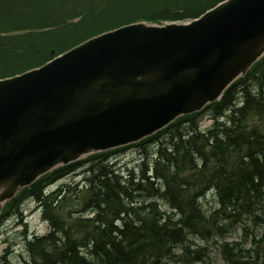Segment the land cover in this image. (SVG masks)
Here are the masks:
<instances>
[{
    "label": "trees",
    "instance_id": "obj_1",
    "mask_svg": "<svg viewBox=\"0 0 264 264\" xmlns=\"http://www.w3.org/2000/svg\"><path fill=\"white\" fill-rule=\"evenodd\" d=\"M40 1L0 0V79L41 66L77 43L119 26L196 18L219 0H206L202 12L201 5L190 15H184L188 9L182 8L162 20L154 17L158 12L140 18L141 6L114 25L103 17L114 19L122 9L113 14L103 0H90L82 7L74 5L68 15L69 20L85 17L91 26H101L90 34L84 29L83 38L70 26L65 25L67 32L54 29L62 13L54 17V12L43 9L31 11ZM136 4L138 0L132 5ZM206 115L214 122L205 131L201 125ZM263 139L264 59L220 102L135 145L148 147L138 167L122 169L112 159L120 149L57 169L23 191L10 204V211L32 197L42 205L43 218L51 228L43 236L27 239V258L20 264H216L209 258L207 244L215 238L225 240L235 230H241L245 239L223 242V256L231 264H259V260L264 264V236L256 241L252 230L253 225L262 226L264 235V159L258 158L264 153ZM151 153L157 159L149 163L144 158ZM89 166L96 174L88 172ZM80 168L81 183L72 180L50 194L45 191L47 185ZM60 193L64 198L59 203ZM105 227L123 236L118 252L102 236ZM126 238L137 241L136 250ZM241 244H250L251 249L238 248Z\"/></svg>",
    "mask_w": 264,
    "mask_h": 264
},
{
    "label": "water",
    "instance_id": "obj_2",
    "mask_svg": "<svg viewBox=\"0 0 264 264\" xmlns=\"http://www.w3.org/2000/svg\"><path fill=\"white\" fill-rule=\"evenodd\" d=\"M264 56V0L120 27L0 80V213L40 177L218 101Z\"/></svg>",
    "mask_w": 264,
    "mask_h": 264
},
{
    "label": "rangeland",
    "instance_id": "obj_3",
    "mask_svg": "<svg viewBox=\"0 0 264 264\" xmlns=\"http://www.w3.org/2000/svg\"><path fill=\"white\" fill-rule=\"evenodd\" d=\"M89 1L90 0H70L66 2L65 0H54L53 2H49L46 0H42L36 5L33 4L30 7V10L37 11L43 9L46 12H54V17L58 16L59 13H62L63 17L61 18V20L59 19L60 23L57 22L58 20L55 21L57 22V26H55L54 29L60 27L57 30L58 32L63 28V32H67L68 29L65 28V25L70 26L76 31V33L79 34V37L83 38L84 36H86L84 29L90 30V34L95 31L97 32L101 28V26H91V22L85 17H83L82 19L75 17L69 20L68 15L70 14L69 11L73 10L72 8L74 7V5H76L77 7H82L83 5H86V3L88 5ZM136 1L137 0H103V3L107 7L111 8L113 14H115L117 10L122 9V12L120 14H116L114 19L109 15V17L107 18L103 17V21H112L108 25L122 23L125 21L124 19H121L122 16H126L125 14L129 12H136V9L141 6H143V11L139 15L140 18L148 13L158 12L154 17L156 19L162 20L165 19V15H168V17H172L174 14H178V10L182 8L188 9L184 10V15H190L195 10H197L200 5V12L204 11L206 0H138V4L132 5ZM47 30L50 29L46 28V31ZM206 120V124L208 125L209 116L206 117ZM154 144L155 143H151L150 145L153 146ZM147 149L148 147L142 149H140L139 147H131L118 153H114L112 159L115 161L117 160L122 169H133L138 167L140 163L139 158L142 153L147 152ZM82 179L83 177L80 171H77L73 175L64 179L62 182L48 186V189L49 191H54L58 187H61L63 184L72 182V180H77V182H79ZM20 209V211L13 212L11 216H9L6 220H2L3 224L0 226V264H4L3 260L9 261L13 264L22 263L23 260L27 258L26 238H31L33 236H43L50 231L51 227L48 222L44 220L41 207L36 203L35 200H33L32 198H28L26 201H24L22 208ZM252 230L254 234H256V241L260 240L264 236L262 234V226L253 225ZM244 239L245 237L243 236L241 230H235L229 236H227L225 240L229 242L241 243L244 241ZM199 242L202 245H206L204 241ZM222 242H224V240H220L219 238L211 240L206 247L207 253L209 255V258L211 257L216 264H230L222 255V251L220 250L221 245L223 244ZM237 247L244 248L245 250L251 249L250 244H241ZM258 262L259 264H262V260H259ZM194 264L199 263L195 262Z\"/></svg>",
    "mask_w": 264,
    "mask_h": 264
},
{
    "label": "bare ground",
    "instance_id": "obj_4",
    "mask_svg": "<svg viewBox=\"0 0 264 264\" xmlns=\"http://www.w3.org/2000/svg\"><path fill=\"white\" fill-rule=\"evenodd\" d=\"M87 41V40H86ZM86 41H81V42H79V43H77L76 44V46H78V45H80V44H83V43H85ZM228 91V89L223 93V95H225L226 94V92ZM203 110V109H202ZM264 140V139H263ZM262 143H264V142H262ZM260 157H262L261 159H264V153H260V154H258V158H260ZM87 159V158H86ZM145 160H149V163H152L154 160H156L157 159V156H156V153H151L150 155H146V157L144 158ZM141 161V160H140ZM74 163H70V164H68V165H61V166H58V170H61V169H63V168H66V167H68V166H71V165H73ZM56 169V170H57ZM88 172H90V173H92L93 175L94 174H96V169H94L93 167H91V166H89L88 167ZM65 178H63V179H60L59 181H56V182H53V184H55V183H59V182H62L63 180H64ZM40 179H38L37 180V182L39 181ZM70 183V182H69ZM69 183H67L66 185H69ZM51 184H49V185H47L46 187H45V189H48V186H50ZM64 185V184H63ZM69 191L70 190H68L66 193H69ZM48 194H50V193H52V192H47ZM65 193V192H64ZM45 194V193H44ZM73 194V193H72ZM60 196H58V202L60 203L62 200H63V198H64V195L62 194V193H60L59 194ZM56 201V202H57ZM82 209V207H80V210ZM83 215H88L86 212L83 214ZM101 234H102V236L104 237V239L106 240V241H108V242H111L112 243V245H113V250L115 251V252H118L119 250H120V246L122 245V243H123V236L122 235H120L119 233H116L115 231L113 232L112 231V228H110V227H105V228H102L101 229ZM131 244H133L132 245V249L133 250H136V248L138 247V243H137V241L135 240V239H132V238H126ZM87 249V248H86ZM82 250H85V249H82ZM89 254H90V252L87 250L86 251V255H85V257L87 258L88 256H89ZM75 262V261H74ZM76 262H78L77 264H81V261H76ZM121 263V261L119 262V264Z\"/></svg>",
    "mask_w": 264,
    "mask_h": 264
}]
</instances>
